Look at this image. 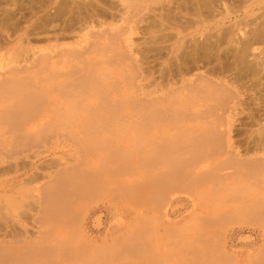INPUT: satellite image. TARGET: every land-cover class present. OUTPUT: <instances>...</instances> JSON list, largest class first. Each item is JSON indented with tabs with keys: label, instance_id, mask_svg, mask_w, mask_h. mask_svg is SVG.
I'll return each instance as SVG.
<instances>
[{
	"label": "rangeland",
	"instance_id": "1",
	"mask_svg": "<svg viewBox=\"0 0 264 264\" xmlns=\"http://www.w3.org/2000/svg\"><path fill=\"white\" fill-rule=\"evenodd\" d=\"M46 1L0 0V114L17 101L9 93L14 83L30 81L36 89L55 91L61 84L66 91H74L89 83L107 90V100L115 97L120 101L117 115H102L107 123L102 116L99 119L110 125L109 132L121 133L126 147L132 151L119 150L117 161L93 152L85 155L80 148L62 142L55 155L45 154L46 160L55 157L62 158V162H73L77 157L84 172L83 182L105 183L95 201L108 209L88 216L84 223L78 219L81 208L77 218L68 222L64 221L65 214L51 222L44 217V207L32 209L26 215L28 233L34 242H47L51 254L40 253V258L36 255L31 262L13 260L8 264H86L94 248L84 243L83 234L97 249L118 251L108 264H194L202 257L221 254L225 260L222 264H263L264 232L250 224L242 212L231 210L230 204L234 202L229 194L232 183H237L246 169L255 164V158L264 157L252 119V114L257 113L255 101L249 98L252 93L246 88L236 93L233 86L241 89L240 82L229 79L232 71L228 68L207 71L201 63H189L192 59L185 53L193 42L176 39L175 30L154 15L152 0H126L130 7L125 19L117 11L123 7L119 0H99L97 4L107 10L87 22V27L82 25L81 16L69 18L70 23L65 24L73 26L67 29H63L62 20L50 26L38 24L35 29L36 24L22 22L31 5ZM23 26L29 27V33L23 35V41L12 42L15 32L23 33ZM53 50L57 52L51 53ZM209 89L214 99H204L203 94H208ZM221 91L227 96L220 104L217 96ZM180 94L196 96L198 101L194 109L199 110L200 117H191L182 126L191 129V135L180 129L177 132L171 111L165 105L173 95ZM153 112L159 116L150 126L148 117ZM143 123L146 128L141 135ZM209 129L216 130L220 139V153L215 151L216 145H206L201 150L206 155L212 153L211 168L205 170L209 175L202 176L203 180H198L201 183H174V158L189 157V148L196 146L194 140ZM143 136L153 144L143 143V151L135 154V149L142 147L141 141L146 140ZM169 141L175 142L177 150H164ZM9 143L0 137V148ZM151 154L157 155L155 163L149 160ZM16 175L1 172L0 180L11 181ZM263 176L264 170L255 178L261 182ZM44 182L47 181L39 178L28 182V187ZM34 213L44 218L36 223L29 218ZM79 240L82 241L77 247ZM132 245L137 257L124 249Z\"/></svg>",
	"mask_w": 264,
	"mask_h": 264
},
{
	"label": "bare ground",
	"instance_id": "2",
	"mask_svg": "<svg viewBox=\"0 0 264 264\" xmlns=\"http://www.w3.org/2000/svg\"><path fill=\"white\" fill-rule=\"evenodd\" d=\"M119 1L123 7L117 11L120 12L121 18L125 19L129 14L127 8L130 4L126 0ZM152 1L154 15L161 22H167L169 29L175 30L176 39L193 42L187 46L188 50L185 53L186 57L192 59L189 63H201L207 71L217 67L228 68L232 71L229 79L240 82L241 89L237 88L239 87L237 85L233 86L236 93L240 94L243 88L252 93L249 98L257 105L255 109L257 113L252 114V119L255 120L257 128L259 147L264 151V0ZM97 2L99 0L79 3L75 0H47L39 6L31 5L30 13L23 17L22 22L36 24L35 29L38 24L50 26L62 20L63 29H67V26L69 28L73 26L65 24L70 21L69 18L81 16L79 19L83 21L82 25L87 27V22L93 21L107 10ZM48 7L51 9L48 10ZM34 18L36 23L33 22ZM28 28L23 26L22 34L15 32L12 42L23 41V35L29 33ZM56 52L57 50H53L51 53ZM200 66L196 68L199 69ZM83 85L81 86L85 89L74 91H66L64 84L56 91L44 87L36 89L30 81L17 82L11 87L12 92L9 93L14 95V98L17 97V101L13 103L12 108L9 106L4 114H0V137L3 141L10 142L8 147L0 148V173L14 172L17 175L11 181L0 180V264H8L13 260L26 263L31 262L33 257L40 253L44 256L51 254L49 251L52 249L47 242L44 245L40 241L34 242L28 233L26 215L32 209L44 207V217L51 222L58 215L65 214L64 221L68 222L77 218L81 208L82 214L78 218L81 223H84L83 220L88 216L108 209L107 206L98 205L95 201L98 200L99 193L105 189V183L83 182L84 172L80 168L79 160H76L77 157L72 159L73 162L66 160L62 162V158L57 160L55 157L44 159L47 153L55 155L56 147L62 142L64 144L69 142L72 146L80 148L85 155L93 152L98 157L112 156L117 158V161L120 160V151H132L126 147L121 133L108 131L110 125L104 124L107 122L102 116L117 115L120 101L115 97L107 100L110 94L104 88H95L89 83L85 84L86 87ZM211 91L212 89H209L208 94H203L204 99H214L210 95ZM226 96V93L219 92L217 101L223 103ZM195 98L196 96L187 94L173 95L168 103H165L171 111L170 115L173 117L177 132L180 129L185 135H191V129L182 126H185L191 117L198 119L201 115L198 109H194L198 103ZM97 99L100 102L96 101ZM235 102V105L238 104ZM96 103L99 105H95ZM3 107L5 109V106ZM158 116L157 112H153L152 116L148 117V124L151 126ZM140 126L139 132L143 135L146 127L144 123ZM194 141L196 146L189 148V157L174 158L177 159L172 165L177 170L174 174V183L181 181L201 183L202 176L209 175L206 172L211 168L212 161L209 156L212 153L206 155L201 150L206 145L218 146L220 142L218 133L209 129L207 133L198 135ZM169 142L164 150L166 152L177 150L175 142ZM143 143L151 146L153 141L142 140V147L138 148L135 145V154L141 149L143 151ZM216 148L215 151L220 153L219 146ZM156 158L157 155L149 156L153 163ZM27 159L30 161L26 162ZM262 170L264 157L255 158V164L246 169L237 183H232L229 194L234 202L230 204L231 210L236 213L242 212L250 224L264 232V176L261 182L255 178ZM39 178L48 183H37L33 188L28 187L31 184L28 182L37 181ZM200 179L201 181H198ZM209 179L213 180L214 176H210ZM168 205L169 203H166V206ZM115 211L119 212L116 207ZM115 211H112L113 215L116 214ZM41 217L42 215L38 213L29 214V218L36 223L44 218ZM81 237L84 243L94 248L92 250L94 253H91L86 264H108L111 263L113 256L119 254L118 251L115 253V250L97 249L98 246L91 245L88 241V236L83 234ZM81 241L76 242L77 247ZM124 249L134 257L138 256L133 245ZM198 260L199 262L196 261L194 264H222L225 261L222 254L219 257L205 256Z\"/></svg>",
	"mask_w": 264,
	"mask_h": 264
}]
</instances>
